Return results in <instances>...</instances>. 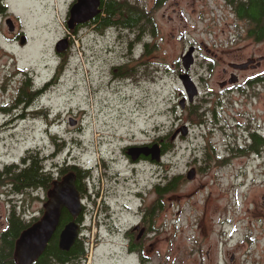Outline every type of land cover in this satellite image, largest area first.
Returning <instances> with one entry per match:
<instances>
[{"label": "rangeland", "instance_id": "rangeland-1", "mask_svg": "<svg viewBox=\"0 0 264 264\" xmlns=\"http://www.w3.org/2000/svg\"><path fill=\"white\" fill-rule=\"evenodd\" d=\"M74 1L5 0L18 18L9 32L0 15V104L10 102L24 75L19 71L28 72L44 87L38 110L54 121L56 135L66 136L71 159L92 170L81 234L88 242L86 264H264V147L256 154L242 151L253 129L264 132V40L246 34L248 24L225 0H155L151 11H144L159 31L153 35L146 25L138 40L137 31L118 28L98 33L81 27L69 35L66 19ZM140 2L149 6L154 0ZM18 30L27 35L25 46L12 38ZM62 38L70 40L65 52L55 48ZM134 41L150 44L146 58H131L139 54L130 46ZM189 44L202 45L190 68L198 87L194 103L203 98L200 118L186 110L187 104L195 105L187 98L185 110L180 106L186 91L177 71ZM62 52L65 69L46 85ZM124 61L136 68L140 80L126 88L110 83L108 74L110 64ZM246 62L252 66L236 72L238 88L222 90L220 82L232 76L223 68ZM6 84L8 89H2ZM82 114V130L69 124L70 115L81 119ZM33 115L15 124L20 147L35 138L44 144L43 115ZM32 125L39 128L36 137ZM183 125L187 134L179 131L172 139ZM160 135H167L170 146L160 163L130 165L120 155L125 143ZM5 139L9 142L8 132ZM102 157L106 169H100ZM192 168L195 176L188 179ZM173 182L174 188L155 191L156 185ZM95 191L102 198L93 196ZM155 202L161 207L150 216L146 209ZM42 208L41 200L30 195L25 219L40 217ZM138 224L143 233L138 238V229L131 239L141 243V250L133 252L124 233Z\"/></svg>", "mask_w": 264, "mask_h": 264}, {"label": "flooded vegetation", "instance_id": "flooded-vegetation-1", "mask_svg": "<svg viewBox=\"0 0 264 264\" xmlns=\"http://www.w3.org/2000/svg\"><path fill=\"white\" fill-rule=\"evenodd\" d=\"M124 1L128 2L129 6L127 7L131 13L135 12V8L138 9V12H140L139 23H141V26L144 27L148 23V26L150 27L149 21L150 19H152V17L149 16L147 12L145 11L146 10L149 12L151 11L150 9L154 5L155 0L153 4H150L149 6H147V4L141 3L140 0H124ZM225 1L228 4V6L232 9L236 18L238 20H242L246 22V20L239 18V16L235 12L234 7H233L234 1H231V0H225ZM6 7L7 6L5 5L4 12L0 13L2 15H5V19L10 17L14 21L15 18H18V16L15 15L13 12L8 11ZM99 10L101 12L100 6H99ZM100 12L90 21L84 24H81L82 25L81 27H92L93 31L98 32V33H100V31L105 33V31H108L109 29H112V28H118L119 30L131 29L133 31H137L136 33L137 36L135 40H138L139 34L143 31V28L141 29V26L125 28V27L118 26V25H111V26L106 27V29H100L98 22L100 21L101 18H99V20H96ZM154 30H155L154 32V35H155V33L159 31L156 24H155ZM150 32H152L151 28H150ZM246 34H247V26H246ZM22 35H26V33L23 30H18L12 36V38L16 42V41H19ZM67 42H68V45H70V40L69 41L67 40ZM147 45H149L148 42H142V41L141 42H135V41L130 42L131 47H137V49L139 50V54L137 56H131V58L139 57L140 60L146 58ZM192 45H195V44H189L187 49ZM200 46L202 45L201 44L195 45V52L199 50ZM248 61L253 62L255 60L250 59ZM66 62H67V56L65 55L58 56L57 64L54 66L53 74L50 76L51 80L47 81L46 85H52L53 83L56 82V80L60 77L63 70L65 69ZM232 64L233 63H230V67H231L230 70L223 68V73L225 75L227 74L236 75L237 80L235 81V83H229L228 81L230 78L228 80H223L222 82H220V84L221 83L223 84V86L221 87L222 90L233 91L235 88L237 89L239 86V83H238L239 77L236 72L241 71V70L233 68ZM194 65H195V61L193 65L191 66V68L194 67ZM251 66L252 65H249L248 68H250ZM19 72L23 73L21 71ZM183 72H184L183 68H178V71H177L178 77ZM24 73L25 74L20 77V80H19V83L16 89L11 91L12 98L10 102L7 104L5 103L6 105L4 106H2L3 105L2 103L0 104V111L2 112V116H3V118L0 120L2 121L0 123V245L3 244V241L6 238V235L11 225L12 220L16 217H22L23 215H25L24 209H25V206L28 205V199L30 195L33 197H37L39 200H41L43 204L47 198L48 191L54 187V184L56 182L61 181L63 177L69 172H73L75 176V182L81 184V187L78 189V192H79L83 207H82L81 213L78 215V217H76V221L79 223V229H78L79 236H81V234L83 233L84 218L86 216L85 202L89 196L88 191H91V187H90L91 183L89 180H87V178L89 177L90 179V173L92 172V170L71 159V152L67 153L68 147H67L66 136H64V134L60 136L56 135V133L54 132V121L52 122L49 121L44 110H40V111L38 110L39 109V97L41 93L44 91V87L40 85H43V84H39L38 82H35L34 78L28 72H24ZM108 74L111 78L110 83H112V81H116L117 85L122 86L124 88L128 86H133L136 83L140 82V80L136 79L137 78L136 68L130 64L128 65V62L126 61L122 63L110 64L108 66ZM146 74H147V69H144L142 72V75L145 76ZM189 74H190V71H189ZM22 85L26 86V92L24 96L21 95ZM1 87L2 89H5V88L8 89L9 85L8 84H6V86L1 85ZM182 88H184L183 85H182ZM182 94H181V98H187L186 92H183ZM195 98H197V95L194 97V99ZM194 99L192 102L188 101V103L190 104L194 103ZM194 104L196 105V103ZM4 107H8L10 109H4ZM187 107L188 108L186 110L189 112L190 105L187 104ZM185 108H186L185 106L182 107V109L184 110ZM13 111H16V112L13 113ZM206 111H209V110H206ZM40 112L43 115V118L41 119L43 130L42 132H40V135L42 136L44 144L41 146L39 144V141L35 138L34 143H32L31 145H27V146L24 145L20 147L22 137L20 136L18 138L16 136L17 126H15V124L19 121L29 120L30 117L34 116L33 113L39 114ZM199 113L204 115V112H201V108L199 110ZM212 113L214 114L215 112L213 111ZM81 116H82L81 119L73 118L75 117L73 115H70L69 117L76 121V124L72 126L77 127V129L79 130L83 129V123H82L83 114ZM69 118H68V121H69ZM31 127L33 129L32 130L33 133L31 134L33 135V137H36V133L37 134L39 133V128L35 127L34 125H32ZM255 131L257 130L253 129V131L249 133V139H251V134ZM7 132L8 134H10L9 142L5 139V134ZM261 132L262 134H264L263 131ZM179 135H180V132L178 133L177 136L179 137ZM167 139H168L167 135H160V136H155L154 139L152 140L150 139V140H144V141H129L121 147L120 155L123 157V160L130 165H136L141 162H148V163L153 162V164L157 162L160 163L159 160L162 157L159 160L154 161L151 155L140 154L136 159H132L128 151H129V148L133 146L144 147V146H151L153 143H157L160 146L161 153L166 154V152L170 148L169 142L167 141ZM171 144L174 145V142H171ZM17 148H19V151L16 153L15 151ZM254 154H256V152ZM31 162H33L34 168L35 170H37L36 173L38 175L39 173H42L44 176H46V179L48 180L46 183L48 186L47 188L45 185H40V186H37L35 189L34 188L22 189V180H21L22 172L24 171V169L30 166ZM99 166H100V169H102L101 168L102 166L104 167V169H106L107 167V164L103 157H102V162L99 164ZM82 174L85 175V177H83L84 182L82 181V178L80 177ZM140 193L141 192H137V195H140ZM97 194L99 195V191H95L93 196ZM100 195L99 197L102 198V196ZM107 203L108 202H106V199L102 200V204L107 205ZM63 210H67V208L64 207L62 211ZM40 213H41V210H40ZM140 213H141V218L145 219V210L140 208ZM66 223H64L61 226V228H59V233ZM142 223L144 224V220H142ZM142 226H143L142 224H138L137 226H132L130 228H127L124 234L127 236H131L136 230L140 229L141 234L140 233L138 234V238H140L143 233ZM59 233H58V236H59ZM127 248H128V245H127Z\"/></svg>", "mask_w": 264, "mask_h": 264}, {"label": "water", "instance_id": "water-1", "mask_svg": "<svg viewBox=\"0 0 264 264\" xmlns=\"http://www.w3.org/2000/svg\"><path fill=\"white\" fill-rule=\"evenodd\" d=\"M101 0H75L69 7L66 26L69 30H73L77 25L84 24L93 19L99 12ZM9 32L15 30L13 20L8 17L5 19ZM28 38L22 35L19 39V45L25 46ZM68 46L67 39H60L55 48L58 51H64ZM195 45L188 48L182 57V66L184 72L179 75V79L186 91L187 99L192 102L198 94V87L195 81L191 78L189 71L193 65L195 58ZM233 68L243 69L248 66V63H233ZM236 75H232L229 83H235ZM220 87L223 84H219ZM186 98L180 100V106L184 107ZM69 124L75 125L76 121L69 118ZM181 131L183 135L187 134L188 127L181 126L172 135L174 139L177 133ZM129 155L132 159H136L140 154L151 155L152 159L157 161L161 157V149L157 143L151 146L129 148ZM195 169L192 168L187 173V178L192 179L195 176ZM67 208L72 217L76 218L82 211V201L75 184L74 173L69 172L63 179L54 184V187L47 193V198L43 204L44 212L37 220L33 221L25 228L17 238L14 245V257L16 264H33L45 250L48 242L55 233L60 223V216L63 208ZM79 223L76 220H70L61 229L58 236L59 249L68 251L76 239L79 238ZM233 256H231V260Z\"/></svg>", "mask_w": 264, "mask_h": 264}, {"label": "trees", "instance_id": "trees-1", "mask_svg": "<svg viewBox=\"0 0 264 264\" xmlns=\"http://www.w3.org/2000/svg\"><path fill=\"white\" fill-rule=\"evenodd\" d=\"M234 1L233 7L239 18L246 20L247 34L254 41H262L264 40V0H231ZM230 1V2H231ZM101 12L97 16L96 20L100 21L99 28L106 29V27L111 25H118L122 27H138L141 26L140 21V12L135 8V12L131 13L127 6V1H118V0H101L100 3ZM5 10V0H0V13H3ZM2 15V14H0ZM150 19V18H149ZM147 23V22H146ZM151 31L154 35L155 32V23L153 18L149 21ZM148 25V23H147ZM82 25H77L73 30H69L70 34L75 35L78 29ZM143 26H141V29ZM150 48V44L147 45L146 49ZM65 52V51H64ZM64 52H62V55ZM21 72H26L21 70ZM25 74V73H24ZM21 95L24 96L26 92V86L22 85L21 87ZM203 98L199 99V103L196 105L190 106L189 113L192 114L195 118H200L202 115L199 113L201 108V101ZM4 109H10L8 107H4ZM6 111V110H4ZM213 112V110H210ZM250 144L246 145L245 148L242 149L243 153H255L259 152L264 147V134L261 131L257 130L251 134V139H249ZM37 170L34 168L33 162H31L30 166L24 169L22 172L21 180H22V189L36 188L40 185L47 186V179L42 173L39 175L36 173ZM73 173V172H72ZM82 181L84 182L83 177L84 174L80 176ZM89 180V177L87 178ZM86 180V181H87ZM77 190L81 187L80 183L75 182ZM176 184L168 183L166 186H155V191L157 194H161V192L165 190H170L174 188ZM156 208L153 210V208ZM161 205L155 202L150 208L146 209L147 214L150 216L154 214V212L160 209ZM44 210L41 209V215ZM40 215V216H41ZM146 216V213H145ZM26 214L22 217H16L12 220L11 225L8 229L7 235L3 244L0 245V264H16L14 257V245L19 237L20 233L27 228L33 221L37 220L39 217H32L29 221L25 219ZM76 220V218L71 217L67 210H63L60 216V225L56 229L55 233L51 237L48 242L43 253L38 257V259L33 264H86L88 258V242L84 241V237L79 236L78 239L72 244L68 251L59 249L58 246V233L59 228L70 220ZM131 239V236H128ZM130 244L128 245V249L130 251H140L141 243L133 242L130 240Z\"/></svg>", "mask_w": 264, "mask_h": 264}]
</instances>
